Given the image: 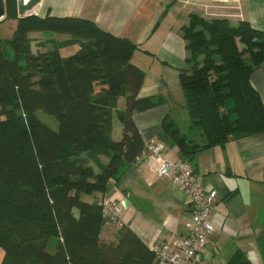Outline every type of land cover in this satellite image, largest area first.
I'll return each mask as SVG.
<instances>
[{
  "label": "trees",
  "instance_id": "obj_1",
  "mask_svg": "<svg viewBox=\"0 0 264 264\" xmlns=\"http://www.w3.org/2000/svg\"><path fill=\"white\" fill-rule=\"evenodd\" d=\"M6 2L5 17L18 23L11 39L0 38L1 264H158L155 249L127 225L117 240L102 238L111 221L100 200L83 199L105 193L136 165L146 143L134 113L165 103L162 96L139 95L145 73L132 62L136 43L82 17H19L17 0ZM33 31L70 35L81 48L67 57L60 44L34 53ZM183 37L181 85L189 129L200 136H189L169 116L163 127L184 159L264 132V102L251 82L264 62V30L248 20L233 24L194 13ZM122 95L123 136L114 140L113 110ZM40 112L55 116L59 130ZM100 154L109 161L96 171L90 162ZM226 264L252 262L238 250Z\"/></svg>",
  "mask_w": 264,
  "mask_h": 264
},
{
  "label": "crops",
  "instance_id": "obj_2",
  "mask_svg": "<svg viewBox=\"0 0 264 264\" xmlns=\"http://www.w3.org/2000/svg\"><path fill=\"white\" fill-rule=\"evenodd\" d=\"M32 13L90 19L102 29L136 43L132 62L145 73L139 95L162 96L165 103L134 113V121L145 143L159 141L166 156L174 160L184 157L164 130L166 117L189 136H200L197 130L189 129L191 118L180 74L187 67L183 30L191 15L228 18L233 24L248 20L264 30V0H42ZM5 16L0 22L14 20V33L18 21ZM30 37L34 53L50 51L60 44L62 56L67 57L81 48L67 34L33 31ZM251 82L264 102V62L253 72ZM125 105L126 97L122 95L113 110L110 135L114 140L123 136ZM108 161L107 154H100L90 163L100 171L98 163ZM189 162L202 174L207 187L217 192L213 216L216 230L204 250L205 256L212 264H226L242 250L252 264H264V132L200 151ZM104 196L124 203L119 223L106 222L103 226L101 236L107 241L117 240L123 225L151 248L173 242L189 231L192 211L185 190L171 177H160L149 159L131 166L119 180H112L105 193L83 194V199L95 202ZM3 256L0 248V264Z\"/></svg>",
  "mask_w": 264,
  "mask_h": 264
},
{
  "label": "built area",
  "instance_id": "obj_3",
  "mask_svg": "<svg viewBox=\"0 0 264 264\" xmlns=\"http://www.w3.org/2000/svg\"><path fill=\"white\" fill-rule=\"evenodd\" d=\"M147 159L153 161L160 177H171L183 187L192 211L189 231L185 236L154 248L158 264H212L204 250L216 230L213 216L217 192L207 187L202 174L197 173L189 161L169 159L164 152V146L155 139L146 143L136 165ZM100 203L106 218L112 223H119L124 203L116 202L108 196L102 197Z\"/></svg>",
  "mask_w": 264,
  "mask_h": 264
},
{
  "label": "rangeland",
  "instance_id": "obj_4",
  "mask_svg": "<svg viewBox=\"0 0 264 264\" xmlns=\"http://www.w3.org/2000/svg\"><path fill=\"white\" fill-rule=\"evenodd\" d=\"M16 25L14 20H4L0 22V36L3 39H11L13 37V29L12 26ZM81 46V44H80ZM40 117L43 121H45L48 125H50L54 130H59V121L58 119L50 114L40 112ZM53 243V246H52ZM51 245L49 246V250H54V246L56 245V241H52Z\"/></svg>",
  "mask_w": 264,
  "mask_h": 264
},
{
  "label": "water",
  "instance_id": "obj_5",
  "mask_svg": "<svg viewBox=\"0 0 264 264\" xmlns=\"http://www.w3.org/2000/svg\"><path fill=\"white\" fill-rule=\"evenodd\" d=\"M42 0H17V10L19 17H25L27 15L33 14V9L41 2ZM7 12V2L6 0H0V19L5 16ZM125 204L128 205L129 202L126 199Z\"/></svg>",
  "mask_w": 264,
  "mask_h": 264
}]
</instances>
